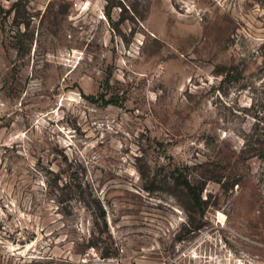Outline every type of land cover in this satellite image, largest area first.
Segmentation results:
<instances>
[{"label": "rangeland", "instance_id": "obj_1", "mask_svg": "<svg viewBox=\"0 0 264 264\" xmlns=\"http://www.w3.org/2000/svg\"><path fill=\"white\" fill-rule=\"evenodd\" d=\"M0 6V264H264V0Z\"/></svg>", "mask_w": 264, "mask_h": 264}, {"label": "trees", "instance_id": "obj_2", "mask_svg": "<svg viewBox=\"0 0 264 264\" xmlns=\"http://www.w3.org/2000/svg\"><path fill=\"white\" fill-rule=\"evenodd\" d=\"M0 9H2V7L0 6ZM55 174V173H54ZM69 176H64L62 175L61 172H58L55 175V178H58L62 181L63 183V188H61V195H66L67 193H69V191H71V185L73 184V174L69 173ZM80 187H82L81 185H79ZM186 186H187V191H188V199L191 203H198L201 207H203V205L206 203L205 200H203L202 196L200 194H197L195 191V187L194 185L191 183V181L189 179L186 180ZM68 191V192H67ZM99 202V198L97 199ZM99 209L102 212H105L103 206L101 204H99ZM105 223L107 224V222L105 221ZM108 257L109 254H105V257Z\"/></svg>", "mask_w": 264, "mask_h": 264}, {"label": "built area", "instance_id": "obj_3", "mask_svg": "<svg viewBox=\"0 0 264 264\" xmlns=\"http://www.w3.org/2000/svg\"><path fill=\"white\" fill-rule=\"evenodd\" d=\"M120 1H125V0H120Z\"/></svg>", "mask_w": 264, "mask_h": 264}]
</instances>
